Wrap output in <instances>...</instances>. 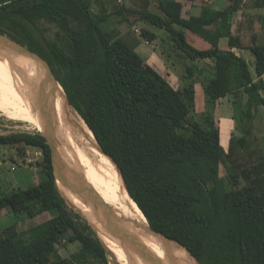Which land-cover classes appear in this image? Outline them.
Returning a JSON list of instances; mask_svg holds the SVG:
<instances>
[{
	"label": "trees",
	"instance_id": "trees-1",
	"mask_svg": "<svg viewBox=\"0 0 264 264\" xmlns=\"http://www.w3.org/2000/svg\"><path fill=\"white\" fill-rule=\"evenodd\" d=\"M157 1L160 14L146 7H122L117 15L138 14L158 31L143 30L141 36L149 43L160 37L162 58L177 72L181 89L147 68L117 31H107L104 26L112 15L106 9L96 13L91 0H0V53L24 56L49 72L21 47L9 52L11 38L47 62L69 105L119 167L129 195L154 232L180 243L199 264H264V165L243 172L229 167L215 122L219 101L233 97L239 105L246 97L240 119L248 127L246 137L239 139L246 147L254 110L264 107V45L244 47L233 38L237 3L216 11L208 0H200L203 13L185 19L183 2L195 0ZM42 24L58 28L54 40L47 38ZM186 32L202 38L210 49L193 47ZM222 39L230 50L220 48ZM234 48L251 52L255 78ZM198 76L203 77L204 93L200 114ZM0 147L36 148L43 160L40 182L1 195L0 212L24 216L20 219L58 212L40 228L20 233L14 224L0 235V264H110L86 220L64 203L45 139L0 136ZM222 166L228 179L220 175ZM74 244L79 249L63 258L60 248Z\"/></svg>",
	"mask_w": 264,
	"mask_h": 264
},
{
	"label": "rangeland",
	"instance_id": "rangeland-1",
	"mask_svg": "<svg viewBox=\"0 0 264 264\" xmlns=\"http://www.w3.org/2000/svg\"><path fill=\"white\" fill-rule=\"evenodd\" d=\"M93 2V10L100 14L104 9L111 14L109 22L104 26L107 31H117L124 41L132 47L129 43V39H138L144 41L145 39L141 36L143 30L158 31L151 27L148 23L143 21L138 14L132 15H117L119 14L122 7L128 10L133 8L137 11L144 9L160 14L159 4L157 0H125L123 5H119L116 0H91ZM147 2V6L145 5ZM125 18H127L125 20ZM42 28H46V36L50 40H54L55 34L58 31V28L50 24H42ZM138 30L139 32H137ZM160 35V34H159ZM129 41V42H127ZM8 51L12 52L15 50V44L11 43L10 40L7 42ZM158 55H161V45L160 37L154 43V51ZM139 55L143 58V53L138 52ZM163 59V58H162ZM254 59L249 63L251 71L255 72ZM178 76L177 72L172 70ZM29 84L35 86L36 88L42 89L50 94L54 93L52 89L42 80L36 73L16 65H2L0 66V84ZM53 95V94H52ZM201 99L203 95L199 94L196 99V108L198 114L201 113L200 107L202 104ZM233 97L226 98L223 101H220L219 110L222 115L228 117L232 120V129L228 125L223 126L220 124V120L216 121L217 127L220 129V125L226 133V138L224 141L225 153L229 159V167L237 172H243L246 170H252L255 167L260 168L261 165H264V107H260L254 110V121L253 127L250 134L247 136L246 147L240 145L239 139L246 137L247 121H242L240 119V109L246 107L247 98L241 99L239 105H235ZM198 114L195 115V118H199ZM11 119V118H10ZM224 123V122H223ZM225 124V123H224ZM228 124V123H227ZM21 125L20 121L16 119L9 120L8 118L1 115L0 112V131H24L28 133H36L39 131L37 128H33L31 131H25L17 128ZM226 127V128H225ZM91 136V135H90ZM92 137V136H91ZM93 139V138H92ZM80 147L85 151V155L92 165L101 172L102 175H111L110 166L107 162V157L98 149L96 146L95 151H91L88 147H85L81 143ZM97 151V152H96ZM101 157V158H100ZM42 152L36 148H23L22 151H18L14 148L9 147H0V196L6 193H11L17 189H27L32 185H37L40 182V167L39 164L42 163ZM110 163H112L110 161ZM228 171L222 166L220 168V175L228 179ZM119 178L122 182V179L119 175ZM243 182V185H249V182ZM123 184V182H122ZM93 187V186H92ZM134 206V205H133ZM135 207V206H134ZM58 215L56 210L44 213L43 215L34 218V219H20L24 216H16L14 214H7L6 211L0 215V235H3L4 232L10 228L12 225L17 224L18 231L20 233L28 232L40 228L42 224L46 221L52 220ZM132 216V215H131ZM130 216V217H131ZM84 218V217H83ZM85 219V218H84ZM149 227V226H148ZM102 238V234L100 233ZM114 241V239H113ZM78 244L70 245L66 248H60V255L63 258H69L71 254L76 252L79 249ZM114 249L115 244H114ZM110 264H115L111 257L109 256Z\"/></svg>",
	"mask_w": 264,
	"mask_h": 264
},
{
	"label": "bare ground",
	"instance_id": "bare-ground-1",
	"mask_svg": "<svg viewBox=\"0 0 264 264\" xmlns=\"http://www.w3.org/2000/svg\"><path fill=\"white\" fill-rule=\"evenodd\" d=\"M9 64L21 66L36 73L52 89L55 96L29 84H0L1 115L9 120L16 119L20 121L21 125L17 126L19 129L31 131L33 128H37L42 130L40 103H42V96L44 95L51 124L56 127L59 145L65 151V157L68 162L79 171L80 175L91 187L93 186L94 191L106 204L120 215L133 221L143 230L144 237L141 238V241L151 249L161 262L165 264H190L184 257L186 255V257L194 260L190 254L178 245L149 232V225L144 214L127 192L126 187L119 178L118 171L110 163V160L107 158L111 171L109 176L106 174L102 175L103 173L101 174L88 160L85 151L80 145L83 143L85 147L95 151L94 148L98 146L96 139L86 123L69 105L63 88L60 84L53 81L50 72L37 62L24 56L0 53V66ZM61 188L72 204L85 212L90 223L100 231L99 234H102V241L113 254L110 257L115 264H146L136 248L94 220L90 215L89 208L80 201L77 195L73 192L68 193L63 185ZM109 236L114 237V241Z\"/></svg>",
	"mask_w": 264,
	"mask_h": 264
},
{
	"label": "water",
	"instance_id": "water-1",
	"mask_svg": "<svg viewBox=\"0 0 264 264\" xmlns=\"http://www.w3.org/2000/svg\"><path fill=\"white\" fill-rule=\"evenodd\" d=\"M6 37L9 38L8 36ZM8 40H10L11 43L15 44V46L17 45L21 47L24 51L36 56L48 68L53 81L55 83H58L46 61H44L42 58H40L35 53L28 50L26 47H24L20 43L14 41L13 39L9 38ZM37 92L39 91L37 90ZM40 116L42 118V123H43L42 130H39L36 133H28L24 131H0V136L5 137V136H16V135L28 134V135H33V136L38 135L45 139L46 144L49 146L51 150L52 166L54 170L56 185H57L60 195L62 196L64 200V203L66 204L67 207L74 210L76 213L80 214L82 217L85 218L86 222L91 227L96 237L99 239L101 244L105 247L106 252L108 254V258L109 256L113 254L108 250L105 243L102 241V238L100 237V234H99L100 231H98V229H96L90 223L85 212H83L81 209L73 205L72 202L66 197V195H64L63 190L61 188L62 185L68 193L73 192L75 195H77L80 198V201L84 203L87 208H89L90 215L94 220L102 224L105 228L110 230L114 235L124 239V241L128 242L130 245L136 248L138 252L141 254L143 260L146 262V264H165L161 262L157 258V256L151 251V249L148 248V246L141 241V238L144 237L143 230H141V228H139L133 221L120 215L116 210H114L112 207L106 204V202L102 200L100 196L97 195V193L89 185V183L82 177V175H80L79 171L68 162V160L65 157V151L59 145L56 127L51 124L50 114L45 105L44 95L42 96V103H40ZM97 147L115 166L116 170L118 171L122 179L124 186L126 187L124 177L119 167L116 165V163L111 158H109L102 151L99 144ZM126 190H127V187H126ZM149 232L168 242L176 243L180 247L186 249L180 243L176 241H172L168 239L167 237L154 232L150 228V226H149ZM110 238L114 239V237H110ZM186 250L193 257L190 251L188 249ZM194 260L198 263V261L195 258Z\"/></svg>",
	"mask_w": 264,
	"mask_h": 264
},
{
	"label": "crops",
	"instance_id": "crops-1",
	"mask_svg": "<svg viewBox=\"0 0 264 264\" xmlns=\"http://www.w3.org/2000/svg\"><path fill=\"white\" fill-rule=\"evenodd\" d=\"M183 4H184V8L182 11V16L185 19H188L191 16H199L204 11L202 1L200 0L185 1L183 2ZM209 5L216 11H222L225 8H228L230 6L228 2L224 0H211ZM127 15H132V14H127ZM231 23H232L231 32H232L233 38H238L244 47H249L253 45H264V1H252L246 4L244 7H239V9L232 15ZM152 32H155V31H152ZM121 38L124 39L123 37ZM186 38H187L188 43L198 50H208L211 47L209 43H207L202 38H200L199 36H197L196 34L192 32H186ZM129 40L130 42L129 41L127 42H129L132 45V48L136 53L142 52L144 54L143 58L141 56L140 57L144 60V64L147 68L163 76L173 88L175 89L182 88V84H181L179 77L176 76L174 72H172V69H169L166 66L162 57L156 53V50L154 51L155 42L149 43L146 40L139 42L138 39H133V38ZM220 48L222 50H230L227 39H222L220 41ZM232 51L236 53L238 56L244 57L249 63H251L252 59H254L251 52L247 49L240 50V49L234 48ZM252 74L255 78V72L254 73L252 72ZM198 78H199L198 79L199 81L195 85L196 99L199 94L203 95V99H201L202 104L200 107V111L203 112L204 111V93H203V87H202V82H201L203 80V77L198 76ZM263 80H264V76H263ZM218 103H217V108L215 112V120L216 121L220 120L221 125L223 126L228 125L229 128L227 129H232V125H233L232 120L228 119V117H226L225 115H222L221 111L219 110ZM221 125H220L221 144L224 148V141H226L225 138L227 135L225 131H223ZM4 211H6L8 215L10 214L9 211L7 210H4ZM4 211L0 212V215H2Z\"/></svg>",
	"mask_w": 264,
	"mask_h": 264
},
{
	"label": "built area",
	"instance_id": "built-area-1",
	"mask_svg": "<svg viewBox=\"0 0 264 264\" xmlns=\"http://www.w3.org/2000/svg\"><path fill=\"white\" fill-rule=\"evenodd\" d=\"M117 3L121 6L123 5L124 1L125 0H116ZM209 3L211 2V0H208ZM226 2H232V3H237L240 5V7H244L246 4H248L249 2H252V1H264V0H224ZM137 32H139L138 30H136Z\"/></svg>",
	"mask_w": 264,
	"mask_h": 264
}]
</instances>
